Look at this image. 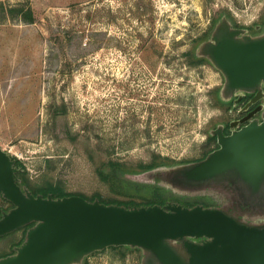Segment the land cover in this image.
I'll return each instance as SVG.
<instances>
[{
    "label": "rangeland",
    "instance_id": "obj_1",
    "mask_svg": "<svg viewBox=\"0 0 264 264\" xmlns=\"http://www.w3.org/2000/svg\"><path fill=\"white\" fill-rule=\"evenodd\" d=\"M20 5L35 23L2 12ZM263 14L264 0H0V147L38 186L106 199L99 167L129 190L146 181L129 173L156 158L199 161L214 146L210 132L235 113L217 101L223 75L210 63L192 66L187 53L219 16L252 26ZM202 193L186 199L219 202ZM23 236L0 237V257ZM122 251L83 264H142L141 250Z\"/></svg>",
    "mask_w": 264,
    "mask_h": 264
},
{
    "label": "water",
    "instance_id": "obj_2",
    "mask_svg": "<svg viewBox=\"0 0 264 264\" xmlns=\"http://www.w3.org/2000/svg\"><path fill=\"white\" fill-rule=\"evenodd\" d=\"M245 32L219 25L194 50L223 75V100L264 83V30L254 37ZM210 135L219 148L201 161L171 168L170 183L183 191L231 183L240 202L264 215V112L261 122L253 120L229 136L222 126ZM19 172L16 160L0 147V193L13 204L0 218V237L34 223L0 264H83L110 247L141 250L142 264H264V223L201 205L126 207L98 198L34 196L21 185Z\"/></svg>",
    "mask_w": 264,
    "mask_h": 264
},
{
    "label": "flooded vegetation",
    "instance_id": "obj_3",
    "mask_svg": "<svg viewBox=\"0 0 264 264\" xmlns=\"http://www.w3.org/2000/svg\"><path fill=\"white\" fill-rule=\"evenodd\" d=\"M262 22L254 24L252 26H244L233 21L229 16L221 15L213 20L210 30L204 36H201L198 39V43L195 48L197 49L201 44L209 41L212 37L215 28L219 25L226 29L229 28L243 29L246 31L245 32L246 35L254 37L262 34L264 30V24ZM204 59L206 60L207 63H209V61L206 58ZM220 92L221 90L219 91L217 98L218 100L223 102L221 106H224L225 104L229 105V107H227V109L225 110L226 114L230 115L232 113H235L233 119L228 120V122H225L224 124L223 123L218 124L215 127V129H217L218 126H222V131L225 136H229L234 131L240 130L241 128H243L245 125H247L249 122L253 120H257L259 122L262 121V116L264 112V83L260 88H258L254 92L234 93L232 96H230L228 100H223ZM246 118L249 119L246 122L241 123L242 120H245ZM232 124H235L236 126L232 128L231 127ZM213 137L216 138V143L218 144L217 137L216 136ZM176 165L178 164H163L151 170L141 172L139 174H134L136 176L142 175L144 178L143 180L146 181L143 183L132 182V184L138 190L147 189L148 193H140V194H144V195L146 194L147 196L156 199L158 203L154 205H160L164 207L169 204L171 205L179 204L182 205L183 207H188V208L194 207L196 205H201L205 208H218V209L226 210L232 213L233 215L239 216L247 223H258V224L264 223V215L262 216L258 215L255 209L251 208L248 205H244L242 202H240L239 196L237 192L233 190V185L231 183H227V185L218 186V187H206L204 189H199L201 192H203L202 194L207 197H209V195L211 196L215 194V197L219 198L218 199L219 202H217V204L212 205V204L200 203L199 201L198 202L188 201L186 199L188 195H193V193L199 190L183 191L179 187L172 185L170 183V176L167 175L168 174L167 172ZM174 192L180 193L181 195H176ZM182 193L184 195H182ZM12 208L13 207L8 208L7 210L3 209L0 218L4 213L8 212ZM23 229H26V227Z\"/></svg>",
    "mask_w": 264,
    "mask_h": 264
},
{
    "label": "trees",
    "instance_id": "obj_4",
    "mask_svg": "<svg viewBox=\"0 0 264 264\" xmlns=\"http://www.w3.org/2000/svg\"><path fill=\"white\" fill-rule=\"evenodd\" d=\"M2 12L7 14L11 19L19 18L21 21H23L25 23H35L34 12L30 7L26 8L24 5H20L17 7H11L8 10H5L4 8H2ZM187 56H188L190 64L192 66H199V65H202L204 63H207L204 58H198L197 56H195L194 51L193 52L189 51L187 53ZM217 101L219 102V104H223V102L218 100V98H217ZM208 140H209V143H208L207 147H209L210 144H213V143H214V146L212 148H208V150L205 151V153L203 154L202 158L199 161L205 159L209 153L213 152L215 149H217L219 147V145L216 143L215 137L209 135ZM15 160H16V166L20 169V172L17 174V177L21 181V185L27 187L33 193L34 196L43 195L44 197H47L49 194H51L54 198H61V197H65V196H81V197L87 199L88 201H94L95 199L98 198L101 203H104L107 205L116 204V205H121V206H126V207H129V206H137V207L151 206V205L158 203V201L156 199L149 197L146 194L145 195L140 194V193H148L147 189L146 190H138L135 186H133V184L128 183L127 186H128V188L130 187L131 189L129 188V190H126L122 187V185L120 184L118 179L110 176L109 174L104 173L102 168H100V167L96 169L97 175L99 176L101 181L108 184V186L111 190V193H112V196L107 198V199L102 197L99 194H96L92 197H86V196L81 195V194L69 193V192H66L63 188H60L59 186H55L52 184H49L46 186H38L37 184L32 182V180L30 179L29 172L27 171V169L23 165V163L20 160H17V159H15ZM163 164H170V163L167 160H164V159L160 160V158H156L151 164L145 165V166L141 167L140 169H136V170L130 172L129 174H139L141 172L151 170V169H153L159 165H163ZM107 165L112 166V167H118L121 170H125V168H127L123 164H118V163L113 162V161H110ZM121 196L125 197L128 200L119 199V197H121ZM137 198H139L141 201L140 202L136 201L135 199H137ZM5 202L7 203V206L5 208L6 210L8 208L13 207V204L10 203L9 201L5 200ZM1 212H2V210H0V215H1ZM33 225H34V223L30 224L29 226L26 227V229H24V236L20 239V241L17 243V245L20 246L23 243V241L25 240L26 231L28 230L29 227H32ZM110 248L114 249L116 251H119V253L121 254L120 256L122 258H125V256H126V253H124L122 250H124V249L129 250L125 247H110ZM14 252L15 251L12 250L11 253L5 254L3 257H6L10 254H13Z\"/></svg>",
    "mask_w": 264,
    "mask_h": 264
}]
</instances>
